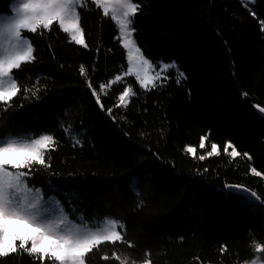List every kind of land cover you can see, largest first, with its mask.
<instances>
[{
	"label": "trees",
	"instance_id": "16d2710c",
	"mask_svg": "<svg viewBox=\"0 0 264 264\" xmlns=\"http://www.w3.org/2000/svg\"><path fill=\"white\" fill-rule=\"evenodd\" d=\"M12 1L0 0V13ZM108 19L82 14L87 48L69 42L58 25L43 35L23 31L36 59L14 70L21 90L0 102V137L48 133L57 142L51 166L36 165L30 184L55 193L85 221L122 222L125 242L101 245L85 264H248L258 256L264 262L256 251L264 246V206L218 190L243 185L264 199V117L257 109L264 107V0H142L133 25L137 44L154 62L175 61L186 77L177 84L169 70L167 82L151 90L127 75L100 91L128 66L118 27ZM129 85L136 95L116 107ZM213 142L220 154L201 161ZM228 142L240 156L223 151ZM0 264L40 261L18 251Z\"/></svg>",
	"mask_w": 264,
	"mask_h": 264
},
{
	"label": "snow or ice",
	"instance_id": "6c2138e0",
	"mask_svg": "<svg viewBox=\"0 0 264 264\" xmlns=\"http://www.w3.org/2000/svg\"><path fill=\"white\" fill-rule=\"evenodd\" d=\"M141 3L142 0H13L15 14L0 13V102L8 104L21 90L18 84L21 74H14V70H22V66L36 59L34 44L22 34L23 31L43 35L40 30L55 31L53 26L58 25L59 30L70 38L69 42L87 48L81 19L82 14L93 12L101 22L109 18L107 22H114L118 27L119 43L127 49L128 66L123 76L134 74L141 88L151 90L158 86V82L159 86H163L167 82L168 71L175 69L179 84L186 77L175 61L152 62L136 44L133 25ZM261 23L264 24V21ZM79 72L82 76L86 75L85 66L81 65ZM123 76L117 75L109 84H100V91L104 92L105 88L122 81ZM28 79L31 81L33 78ZM87 87L92 89L96 102L100 104V96L91 81ZM135 95L132 86L123 88L116 107H127L129 98ZM100 107L103 108V104ZM107 111L109 115L112 114L111 108ZM259 111L264 113V107ZM207 140V135L199 138L200 149L206 148ZM79 143L78 139L75 140L76 145ZM56 146L52 134L25 133L0 137V257L21 251L39 260L40 264H44L45 259L52 264H85L86 256L101 245L125 242L124 234L118 230L123 225L117 218L106 216L102 220L86 222L80 215L77 218L79 222H73L56 197L45 198L46 194L41 189L34 185L29 187L28 178L33 175L34 167H50V152ZM210 147L206 155L199 156L201 161L220 154L217 143H211ZM223 151L233 158L241 155L231 142L226 144ZM186 152L195 154L196 149L188 146ZM243 155L248 156L247 153ZM248 159L251 157L248 156ZM251 173L257 177L262 175L254 167ZM132 183L135 191V181ZM218 190L241 202L260 200L256 191L243 185L226 183ZM50 191L57 192L59 189L50 186ZM72 211L75 213L76 210L73 208ZM127 246L132 247L130 243ZM256 251L264 253V246L256 244ZM112 256L121 260L116 253H112ZM102 259L108 261L109 256L105 254ZM121 264L126 262L121 261ZM143 264H151V260L145 259ZM253 264L256 262L253 261Z\"/></svg>",
	"mask_w": 264,
	"mask_h": 264
},
{
	"label": "rangeland",
	"instance_id": "374dc122",
	"mask_svg": "<svg viewBox=\"0 0 264 264\" xmlns=\"http://www.w3.org/2000/svg\"><path fill=\"white\" fill-rule=\"evenodd\" d=\"M248 1H253V0H248ZM9 13H11L12 15H14L15 13H14V11H13V1H12V3H11V10L10 11H8V12H5V13H3L4 15H7V14H9ZM23 34V33H22ZM26 37V36H25ZM134 39H135V37H134ZM136 44H137V42H136ZM137 46H139L138 44H137ZM140 47V46H139ZM126 50V57H127V49H125ZM142 51V50H141ZM143 53V52H142ZM144 54V53H143ZM145 56V55H144ZM146 57V56H145ZM147 58V57H146ZM149 59V58H148ZM150 60V59H149ZM150 61H152V60H150ZM152 62H154V61H152ZM165 63H169V62H165ZM127 65H128V59H127ZM157 71L159 70V68H157L156 69ZM124 71H126V70H124ZM123 71V72H124ZM123 72L121 73V74H118V75H121V76H123ZM129 75H133V76H135L134 74H129ZM123 77H125V76H123ZM115 79V78H114ZM114 79H112V80H114ZM131 98V97H130ZM130 98H129V100H130ZM45 134H48V133H45ZM13 136H20V135H13ZM28 185H29V187H32V185L30 184V182H29V178H28ZM36 188H39V189H41L42 190V192L43 193H45L46 194V196H45V198H47L48 196H54V197H56L59 201H61L60 200V198L55 194V193H48V191L46 190V189H44L43 187H41V186H35ZM62 202V201H61ZM63 204V203H62ZM63 206H64V208H65V210H66V212L68 213V215H69V219H71V220H73V222H79L78 221V217L80 216V215H75V216H77V217H75V216H73L68 210H67V208L65 207V205L63 204ZM96 220V219H95ZM90 221H93V220H86V222H90ZM120 222V224H122V222L121 221H119ZM118 230H121L122 231V234H123V228L122 229H118ZM253 261H255L256 262V264H264V262L260 259V257L258 256V257H255V258H253V259H251L250 260V262L248 263V264H253ZM140 264H143V262L142 263H140Z\"/></svg>",
	"mask_w": 264,
	"mask_h": 264
},
{
	"label": "water",
	"instance_id": "95a60500",
	"mask_svg": "<svg viewBox=\"0 0 264 264\" xmlns=\"http://www.w3.org/2000/svg\"><path fill=\"white\" fill-rule=\"evenodd\" d=\"M259 108L260 107H258L257 109H258V111H259ZM260 112V111H259ZM261 113V112H260ZM261 115L264 117V113H261ZM247 189H249V190H251V191H254V190H252V189H250V188H248V187H246ZM258 194V193H257ZM258 196L260 197V200L259 201H255V202H257V203H259V204H261V205H263L264 206V199L258 194Z\"/></svg>",
	"mask_w": 264,
	"mask_h": 264
}]
</instances>
